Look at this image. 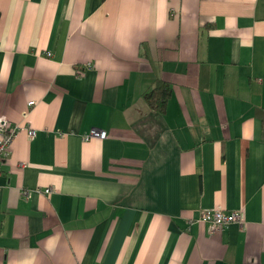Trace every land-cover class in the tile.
<instances>
[{
  "label": "crops",
  "instance_id": "1",
  "mask_svg": "<svg viewBox=\"0 0 264 264\" xmlns=\"http://www.w3.org/2000/svg\"><path fill=\"white\" fill-rule=\"evenodd\" d=\"M0 120V264H264V0H0Z\"/></svg>",
  "mask_w": 264,
  "mask_h": 264
},
{
  "label": "built area",
  "instance_id": "2",
  "mask_svg": "<svg viewBox=\"0 0 264 264\" xmlns=\"http://www.w3.org/2000/svg\"><path fill=\"white\" fill-rule=\"evenodd\" d=\"M27 103L31 104L32 101H28ZM15 129L16 125L9 123L6 120H0V163L2 158L8 154V149L15 133ZM27 133L29 136H31L33 134V130L29 128ZM105 135L106 132L104 129L91 126L86 132H84L82 137L87 138L90 136H95L98 138H103ZM49 190V187L43 188V192L45 193H47ZM195 220L199 222H205L207 225V230L211 233L223 229L228 223L235 222L241 226L243 222L242 212L239 209L225 211L222 208L208 207L200 208Z\"/></svg>",
  "mask_w": 264,
  "mask_h": 264
},
{
  "label": "trees",
  "instance_id": "3",
  "mask_svg": "<svg viewBox=\"0 0 264 264\" xmlns=\"http://www.w3.org/2000/svg\"><path fill=\"white\" fill-rule=\"evenodd\" d=\"M169 93V85L164 81L156 80L149 89L143 92V99L149 107L163 113Z\"/></svg>",
  "mask_w": 264,
  "mask_h": 264
}]
</instances>
